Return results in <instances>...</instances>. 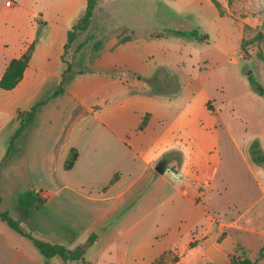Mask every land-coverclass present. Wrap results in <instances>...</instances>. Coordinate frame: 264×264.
Instances as JSON below:
<instances>
[{"label": "crops", "instance_id": "obj_1", "mask_svg": "<svg viewBox=\"0 0 264 264\" xmlns=\"http://www.w3.org/2000/svg\"><path fill=\"white\" fill-rule=\"evenodd\" d=\"M215 1L201 0L221 22L237 24L233 38L243 50L256 22L228 10L230 0ZM41 2L3 4L14 25L0 42V76L36 41L20 80L0 89V210L39 240L81 248L84 264H148L166 250L177 257L173 264H224L241 251L264 264V154L255 161L252 146L246 156L231 136L211 101L216 84L201 83L203 61L190 37L176 33L189 30L164 31L138 3L119 41L103 25L90 34L91 15L83 33L100 39V48L53 95L65 51L82 34L63 53L84 0ZM223 62L217 55L216 64ZM36 101L4 157L18 113ZM70 149L76 157L65 169ZM23 193L22 206L33 204L28 215L16 201ZM0 264L63 262L0 220Z\"/></svg>", "mask_w": 264, "mask_h": 264}, {"label": "rangeland", "instance_id": "obj_2", "mask_svg": "<svg viewBox=\"0 0 264 264\" xmlns=\"http://www.w3.org/2000/svg\"><path fill=\"white\" fill-rule=\"evenodd\" d=\"M5 1L11 4L17 2V0H0V42H4L5 30L11 27L10 25H14L10 9L3 6ZM41 1L49 2V0ZM229 2L232 4L228 10L233 14L239 17L249 16L252 18V24L253 21L256 22L255 27L250 26V30H247L243 50L233 38L237 24L228 19L221 22L214 8L210 6L206 9L201 0H100L93 8L88 32L95 34L99 26L103 25L109 28V31H106L109 36L120 33L124 27L122 25L129 21L131 10H135L138 3H143L145 8L148 7L150 22L165 26L164 31L175 27L180 30H195L197 34L205 35L204 41L190 37L191 43L195 45L191 48L192 51L197 54L199 60L203 61L200 81L207 89H210L209 86L212 84H216V92L212 91L211 101L226 120L228 130L240 144L242 152L248 156V145H253L254 154L263 156L264 98L254 89V84L264 88V39L256 41L252 37L258 28L264 31V0H230ZM22 3L26 6L28 0H22ZM45 7L49 10V5ZM171 7L179 12L175 13L172 10L171 12ZM183 9L189 11H182ZM221 25L227 33L221 32ZM80 40L82 45L75 46ZM93 41L89 34L84 35L82 32L65 51L63 59L68 64L70 72L80 69L86 61L91 60ZM219 46L222 47L223 52ZM239 54L243 55L239 56ZM217 55L224 57L223 64H216ZM229 58H233L235 62L232 63ZM7 147L10 153L15 148L14 140L11 143L8 140ZM25 198L22 205L28 201L27 197ZM22 205L19 206L25 214Z\"/></svg>", "mask_w": 264, "mask_h": 264}, {"label": "trees", "instance_id": "obj_3", "mask_svg": "<svg viewBox=\"0 0 264 264\" xmlns=\"http://www.w3.org/2000/svg\"><path fill=\"white\" fill-rule=\"evenodd\" d=\"M215 6H218L215 0H212ZM97 0H84V7L81 13L75 18V20L72 22L70 28L66 32V41L63 45V53L66 50L68 44L74 40L79 34L84 32L87 29V26L89 24L93 8L96 5ZM125 32V31H124ZM121 31L118 34V40L122 41L127 36H122L121 34L124 33ZM176 33L189 36V37H198V34L195 32V30H189V31H176ZM253 40L260 41L264 39V31H261L259 28L254 33ZM36 39H33L25 49L21 55L15 58H11L8 63L6 64L1 76H0V89L3 90H9L13 88L17 82L20 80L23 69L25 68L30 53L33 49L34 43ZM101 40L96 39L92 42L91 48L93 51V56L95 55V52L100 48ZM81 44H78L77 47H80ZM243 47V42L241 44ZM92 59V58H91ZM70 71L68 64L65 65L62 73H61V80L59 82V85L57 88L52 92L53 95L59 93L62 91V86L66 82L67 74ZM254 89L263 96L264 98V88L261 87L258 84H254ZM41 101H36L33 104H31L26 110L18 113V126L13 131L9 141L10 143L22 132V130L29 124V122L32 120L34 112L36 108L41 104ZM253 146V145H251ZM9 147H7L6 152L4 154V157L8 153ZM250 152L254 154V148L251 147ZM76 157V151L74 149H70L65 160L63 163V168L68 169L72 166L74 160ZM255 161H261L262 156L261 155H255L253 156ZM28 194L20 195L17 198V204L22 205L23 201L26 199ZM28 199V198H27ZM39 202V201H38ZM33 207V204H30L28 207L25 208V214H29ZM0 220L5 222V224L14 230L19 235L25 237L28 239L36 248L37 250L44 256V257H51V256H57L59 257L63 264H84L83 258H82V250L79 247H75L73 249H67L62 245L50 243L47 241H42L37 238H35L30 232L23 230L20 228L19 223L17 220L11 218L6 211L0 210ZM91 242V238L87 239L86 244H89ZM239 248L235 247L234 251H238ZM259 255H264V247L259 250ZM177 260V257L175 255L170 254V250H166L162 252L159 256H157L153 261H151L148 264H173ZM215 264V263H210ZM224 264H255V261L249 259L247 256L244 255L243 251H241L238 255L237 254H231Z\"/></svg>", "mask_w": 264, "mask_h": 264}, {"label": "built area", "instance_id": "obj_4", "mask_svg": "<svg viewBox=\"0 0 264 264\" xmlns=\"http://www.w3.org/2000/svg\"><path fill=\"white\" fill-rule=\"evenodd\" d=\"M5 4H6V5H9L10 3H9L8 1H5ZM241 55H242V54H241Z\"/></svg>", "mask_w": 264, "mask_h": 264}, {"label": "water", "instance_id": "obj_5", "mask_svg": "<svg viewBox=\"0 0 264 264\" xmlns=\"http://www.w3.org/2000/svg\"><path fill=\"white\" fill-rule=\"evenodd\" d=\"M155 169H157L158 171H161V169H159V167H157V166L155 167Z\"/></svg>", "mask_w": 264, "mask_h": 264}]
</instances>
